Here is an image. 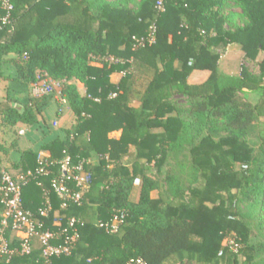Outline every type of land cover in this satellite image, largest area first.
<instances>
[{
	"label": "trees",
	"instance_id": "trees-1",
	"mask_svg": "<svg viewBox=\"0 0 264 264\" xmlns=\"http://www.w3.org/2000/svg\"><path fill=\"white\" fill-rule=\"evenodd\" d=\"M158 1L8 0V23L0 2V182L3 169L26 177L23 208L46 229L76 221L71 254L53 264H238L239 256L264 264V0H161L163 11ZM231 3L239 14H225ZM232 44L243 61L234 75L219 66ZM195 70L209 77L189 84ZM113 74H121L117 83ZM45 79L61 84L73 120L50 139L51 100L28 95ZM20 127L43 131L42 142L19 151ZM67 156L73 166L83 162L90 181L79 204L62 208L50 181ZM40 162L47 176L36 175ZM116 214L115 233L99 227ZM6 236L19 246L11 229ZM228 237L237 252L223 244ZM42 260L34 241L31 254L0 264Z\"/></svg>",
	"mask_w": 264,
	"mask_h": 264
},
{
	"label": "built area",
	"instance_id": "built-area-1",
	"mask_svg": "<svg viewBox=\"0 0 264 264\" xmlns=\"http://www.w3.org/2000/svg\"><path fill=\"white\" fill-rule=\"evenodd\" d=\"M1 5L5 10V15L1 18L2 23H8L10 13L13 9L8 0H0ZM158 11H163V2L160 0L156 3ZM155 28H150V34L147 37V42L154 43ZM138 45H142L144 40L140 39L136 41ZM59 83L43 80L40 83L32 84L30 87L33 96H40L41 94H50L56 88ZM19 136L25 135L23 129L17 131ZM45 156L44 154H42ZM40 166L36 170L37 176H47L48 163L40 162ZM30 175V173H28ZM26 181L25 176H19L15 178L10 172L3 169L1 172L0 182V199L4 206L3 216L0 218V261L2 258H6L8 261L13 254L29 255L32 252L33 243L37 241L41 248L42 262L40 264H53L54 258L62 256H68L71 254L75 242L79 235L76 228V221L74 219L69 220L68 228H63L57 233L46 229L43 222H41L30 211L24 210L21 197V185ZM90 181V174L84 168L83 162H79L73 166L70 158L65 157L59 164L58 175L51 179L50 188L56 197L61 201V207L65 208L70 204H79L83 195L88 189ZM135 185H139V180L135 179ZM50 206L47 205L44 209L39 210L40 217H46L47 211ZM123 215H114L110 224L100 223L99 227L105 228L110 233H115L118 228V224L121 222ZM11 229L15 233L17 239H19V246L17 248H11V242L7 238V230ZM58 241V242H57ZM232 251L237 252L239 244L228 237L223 242ZM221 254V253H220ZM126 264H147L141 258H132Z\"/></svg>",
	"mask_w": 264,
	"mask_h": 264
},
{
	"label": "rangeland",
	"instance_id": "rangeland-1",
	"mask_svg": "<svg viewBox=\"0 0 264 264\" xmlns=\"http://www.w3.org/2000/svg\"><path fill=\"white\" fill-rule=\"evenodd\" d=\"M140 0H134V4H135V6L138 4V2H139ZM225 12V14H228V13H233V14H239L240 13V10H239V8L237 7V6H235L233 3H231L230 4V6L224 11ZM238 24H240V22H238ZM234 49H231L227 54H226V58L224 59V60H221V66H220V70L222 71V72H225V71H227V69H226V67H225V64H226V62L228 61H230L229 63H230V68H229V72H234V73H236L237 71H238V69H239V65H240V60H241V56H239V55H236L235 57H234V54H236V53H234ZM228 55V56H227ZM262 57H263V54H261L260 55V59H262ZM228 62H227V64H228ZM246 66L248 67V69L249 70H255V68H254V66L253 65H251L250 63H246ZM11 71V68L8 66V65H6V66H4V72H5V74H8L9 72ZM228 72V71H227ZM226 73V72H225ZM118 77H119V75H112L111 76V79L112 80H114V81H116L117 79H118ZM72 83H76V85H77V87H78V90L83 94L84 93V88H83V86H82V84H80V83H78L77 81H71ZM6 85H7V82H5V81H3L2 83H1V86H0V99H4L5 98V88H6ZM61 89V84L59 83V86H58V88H56L53 92H52V94H41L40 96H36L37 98L38 97H43V96H48L49 98H50V105H49V107L47 108V109H45V116H46V119H47V125H49L47 128H45V131L48 133V132H50L51 130H52V132L49 134V136H47V138L46 139H50L51 137H53V136H55V135H59V134H61V130L60 129H57V128H59V126L58 125H60V123H59V120H58V117H56V115H55V113H56V111H57V109H58V107H57V105H59V103H61V101L59 100V90ZM28 95L30 96V97H34L33 96V93L31 92V90H30V88L28 89ZM35 98V97H34ZM65 103V102H64ZM61 109H62V111L63 110H67V111H69V107L67 106V104L65 103V104H63V103H61ZM66 111V112H67ZM66 112H64L63 114H62V112H61V114L62 115H67V113ZM66 120L67 121H69L68 122V125H72V116H71V112H70V114H69V116L67 117L66 116ZM23 130L25 131V132H29V134H30V132L32 131H37L38 133H39V135H40V137L42 138L43 137V131H40L39 129H36V130H27L26 128H23ZM13 134H15L16 135V132H14ZM115 136H117V134H114ZM11 137V136H10ZM12 137H14V135L12 136ZM41 142V141H40ZM240 196H241V194H239ZM239 196V197H240ZM239 210H240V212H246V209H245V207H244V203H240L239 204ZM264 216V210L261 212V214H260V216ZM260 216H258V218L260 217ZM258 218H252V219H250L249 221H251V225H252V227L256 224V222H257V220H258ZM243 261H244V257L243 256H239L238 257V264H243Z\"/></svg>",
	"mask_w": 264,
	"mask_h": 264
},
{
	"label": "crops",
	"instance_id": "crops-1",
	"mask_svg": "<svg viewBox=\"0 0 264 264\" xmlns=\"http://www.w3.org/2000/svg\"><path fill=\"white\" fill-rule=\"evenodd\" d=\"M231 49H234L235 51H234V53H236V54H234V57L236 56V55H239V56H241V60H240V64H241V62H243L242 61V53H241V50H240V47H239V45H237V44H232V45H230V46H228L227 48H226V50H225V52H224V54L221 56V58H220V60H219V66H221V60H224L226 57V54L231 50ZM228 56V55H227ZM225 57V58H224ZM228 62V61H227ZM227 62H226V64H225V67H226V69H227V71H225L226 73H228V74H237L238 73V71L236 72V73H234V72H229V68H230V61L228 62V64H227ZM113 75H119V77H118V79L116 80V81H114V80H112L111 79V77H110V80H111V82L112 83H117L118 81H119V79H120V77H121V74H113ZM112 76V75H111ZM209 77V72H207V71H198V70H195V71H193L191 74H190V76L188 77V83L189 84H201V83H203V82H205L206 80H207V78ZM255 98H256V96H254V95H252L251 96V99L253 100H255ZM61 103H63V104H65L64 102H61ZM135 105H137V103L135 104ZM67 111V110H66ZM65 110H63L62 111V109H61V112H62V114L64 113V112H66ZM67 113V115H62L61 113V115L58 117V120H59V123H60V125H58L59 126V128H57V129H66V128H68L70 125H68V122L69 121H67L66 120V116L68 117L69 116V114H70V110L69 111H67L66 112ZM57 117V116H56ZM20 129H23V127H20ZM114 134H117V136H115ZM60 136L61 135H63V132H61V134H59ZM120 136V132H113V133H111L110 135H109V137L110 138H118ZM47 138V136H45L44 137V139H46ZM6 139H9V136L7 137L6 136ZM40 141L42 142V138L40 137V135H39V133L37 132V131H31L30 132V134H29V132L27 131V132H25V135H23V136H20V137H18V140H17V148H18V150L19 151H23V150H26V149H30V148H36L38 145H39V143H40ZM17 155V154H16ZM46 155V154H45ZM156 195H157V193L156 192H152L151 193V197L152 198H155L156 197Z\"/></svg>",
	"mask_w": 264,
	"mask_h": 264
}]
</instances>
